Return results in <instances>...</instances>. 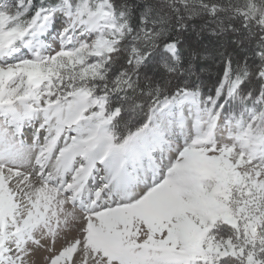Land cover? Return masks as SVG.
<instances>
[{"label":"snow or ice","instance_id":"obj_1","mask_svg":"<svg viewBox=\"0 0 264 264\" xmlns=\"http://www.w3.org/2000/svg\"><path fill=\"white\" fill-rule=\"evenodd\" d=\"M0 264H264V0H0Z\"/></svg>","mask_w":264,"mask_h":264}]
</instances>
